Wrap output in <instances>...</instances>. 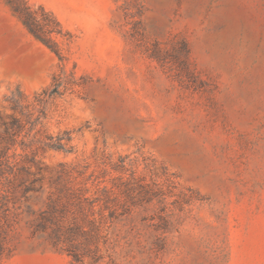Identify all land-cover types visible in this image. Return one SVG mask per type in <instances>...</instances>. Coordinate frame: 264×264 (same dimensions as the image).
Instances as JSON below:
<instances>
[{
  "label": "rangeland",
  "instance_id": "1",
  "mask_svg": "<svg viewBox=\"0 0 264 264\" xmlns=\"http://www.w3.org/2000/svg\"><path fill=\"white\" fill-rule=\"evenodd\" d=\"M27 2L70 38L57 57L0 0V119L39 118L0 185V264H70L31 232L65 181L161 191L116 264H264V0Z\"/></svg>",
  "mask_w": 264,
  "mask_h": 264
},
{
  "label": "trees",
  "instance_id": "2",
  "mask_svg": "<svg viewBox=\"0 0 264 264\" xmlns=\"http://www.w3.org/2000/svg\"><path fill=\"white\" fill-rule=\"evenodd\" d=\"M5 2L27 32L61 58L59 44L53 35L70 38V33L63 31L56 17L41 5L33 8L27 0ZM31 118L32 114L22 118L11 116L8 122L0 119L3 128L0 134V185L3 192L14 190L11 177L28 170L23 160L12 158L14 155L11 156L10 151L29 146L24 139L39 120L31 121ZM21 185L19 183L17 186ZM98 186L91 191L84 186L73 187L70 181H65L55 192H49L44 208L31 223L32 234L45 235L54 248L70 257V264H87L86 260H89V264H116L121 253H133L136 227L129 220L133 208L150 203L161 195L158 188L151 189L146 185L141 187V191L126 183L111 189ZM4 199L6 197L0 198L2 221L8 212V202ZM127 224L130 227L124 229ZM159 244H162V240L153 241L151 246ZM5 246V238L1 237L0 258L6 250Z\"/></svg>",
  "mask_w": 264,
  "mask_h": 264
}]
</instances>
